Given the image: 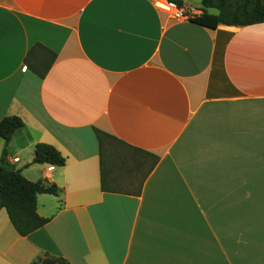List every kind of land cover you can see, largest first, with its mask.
<instances>
[{
    "label": "crops",
    "instance_id": "1",
    "mask_svg": "<svg viewBox=\"0 0 264 264\" xmlns=\"http://www.w3.org/2000/svg\"><path fill=\"white\" fill-rule=\"evenodd\" d=\"M158 1L0 0L8 167L59 189L25 237L0 210V264H264V23L208 29ZM37 144L64 166L31 164Z\"/></svg>",
    "mask_w": 264,
    "mask_h": 264
},
{
    "label": "trees",
    "instance_id": "2",
    "mask_svg": "<svg viewBox=\"0 0 264 264\" xmlns=\"http://www.w3.org/2000/svg\"><path fill=\"white\" fill-rule=\"evenodd\" d=\"M168 1L175 3L180 9L183 7L181 0ZM200 6L201 14L189 17V21L208 29H215L219 25L243 27L264 23V0H200ZM210 10L216 13L212 14ZM48 69L49 67L37 75L41 79L44 78ZM22 126V120L16 116H7L0 120V138L4 141L0 157V210H5L15 232L25 237L42 228L49 221L37 213V196L41 194L58 196L59 189L43 180L29 181L22 175L21 170L8 167L6 146L12 135ZM95 133L101 144L104 134L98 131ZM31 164L62 167L65 158L54 147L37 144ZM102 191L112 190H106L102 181ZM34 264H70V262L62 257L45 254Z\"/></svg>",
    "mask_w": 264,
    "mask_h": 264
},
{
    "label": "rangeland",
    "instance_id": "3",
    "mask_svg": "<svg viewBox=\"0 0 264 264\" xmlns=\"http://www.w3.org/2000/svg\"><path fill=\"white\" fill-rule=\"evenodd\" d=\"M182 3L185 5V12L190 16L196 14V11H201L200 0H181ZM210 12L216 13L214 10H210ZM239 221V220H237ZM241 222V223H240ZM239 224L232 223L230 231L232 234V244L237 246L235 249H242V220ZM234 249V247L232 248Z\"/></svg>",
    "mask_w": 264,
    "mask_h": 264
},
{
    "label": "built area",
    "instance_id": "4",
    "mask_svg": "<svg viewBox=\"0 0 264 264\" xmlns=\"http://www.w3.org/2000/svg\"><path fill=\"white\" fill-rule=\"evenodd\" d=\"M158 2H163V4H165V6L167 7V10H163V11L170 14L174 19H189V17L192 16V15L190 16L189 14H187L185 10L178 8L177 5L173 2H170L168 0L158 1ZM155 5L158 7L157 2L155 3ZM52 168L53 167L50 166V169Z\"/></svg>",
    "mask_w": 264,
    "mask_h": 264
},
{
    "label": "bare ground",
    "instance_id": "5",
    "mask_svg": "<svg viewBox=\"0 0 264 264\" xmlns=\"http://www.w3.org/2000/svg\"><path fill=\"white\" fill-rule=\"evenodd\" d=\"M167 8V7H166Z\"/></svg>",
    "mask_w": 264,
    "mask_h": 264
}]
</instances>
